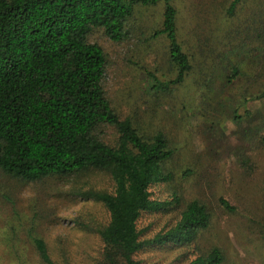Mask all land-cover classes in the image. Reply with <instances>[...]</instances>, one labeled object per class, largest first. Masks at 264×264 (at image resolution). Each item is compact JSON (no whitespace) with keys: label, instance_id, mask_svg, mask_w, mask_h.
Returning a JSON list of instances; mask_svg holds the SVG:
<instances>
[{"label":"rangeland","instance_id":"obj_1","mask_svg":"<svg viewBox=\"0 0 264 264\" xmlns=\"http://www.w3.org/2000/svg\"><path fill=\"white\" fill-rule=\"evenodd\" d=\"M231 1L176 0L189 48L199 35L216 48L214 58L180 84L173 83L167 41L156 34L163 4L137 6L124 41L98 28L89 36L105 51L104 85L113 108L122 119L134 116L147 132L163 131L175 148L165 165L171 179L149 189L168 204L140 216L141 240L174 227L193 200L211 214V225L193 244L145 247L135 255L140 264H189L214 247L224 254L222 264H264V0H245L230 16ZM116 136L112 127L101 134L108 143ZM114 190L104 171L36 182L0 171V264L12 263L14 245L31 250L30 228L56 264H100L98 231L110 223V213L87 193ZM221 198L236 210H225Z\"/></svg>","mask_w":264,"mask_h":264},{"label":"trees","instance_id":"obj_2","mask_svg":"<svg viewBox=\"0 0 264 264\" xmlns=\"http://www.w3.org/2000/svg\"><path fill=\"white\" fill-rule=\"evenodd\" d=\"M244 1L232 0L228 15ZM159 4L164 9L156 34L167 41L173 83L180 84L208 64L216 48L200 35L189 48L181 38L176 0H0V171L27 182L108 172L114 192L87 193L110 213V223L98 231L104 244L100 264H140L135 255L143 248L193 244L211 225L206 205L193 200L174 227L141 240L140 216L168 204L153 199L149 189L171 179L165 165L175 148L163 131L152 134L134 116L120 117L104 85L105 51L89 41L96 28L114 42L124 41L136 7ZM106 127L116 130L114 143L101 138ZM220 204L236 210L225 198ZM26 234L31 250L11 247V264H56L46 241L32 228ZM224 259L214 247L189 264Z\"/></svg>","mask_w":264,"mask_h":264}]
</instances>
